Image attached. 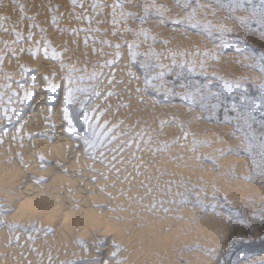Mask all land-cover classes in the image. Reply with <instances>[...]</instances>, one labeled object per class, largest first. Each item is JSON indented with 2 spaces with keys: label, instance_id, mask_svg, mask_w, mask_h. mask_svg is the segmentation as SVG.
<instances>
[{
  "label": "rangeland",
  "instance_id": "374dc122",
  "mask_svg": "<svg viewBox=\"0 0 264 264\" xmlns=\"http://www.w3.org/2000/svg\"><path fill=\"white\" fill-rule=\"evenodd\" d=\"M58 1H61V0H50V1L49 0H25V1L24 0H0V25H2V27H0V35L3 34L2 36H0V58H2L0 59V104H1L0 110H3L5 107H7L8 104H12L13 105L12 109L15 112V115L12 116L13 118L7 117V115H9L8 113H11L10 111L3 113L4 117L0 118V123L2 122V124H0V132H1L2 127L4 130H6L7 128L9 132H13L14 131L13 129H16V126L20 123L19 121L25 119V115H28L29 113L30 115L31 114L35 115L36 111L35 110L33 111V108H31L32 100L28 102L25 100H22L19 102L20 106L17 107L16 104H13L14 103L13 100L16 101V99L12 95L13 87L18 86L20 84L24 85L23 83L25 79L27 77L33 76L32 74L35 72L36 74L33 77H35L37 80L42 81L43 83H46L45 88H47L46 89L47 95L45 98L46 102L39 109L37 116L39 117L40 115L39 113L43 112L39 118L43 117L44 119H46V122H47L46 125L48 126L49 124H51L52 126L51 129L54 128V122L52 121L51 117L57 116L58 118L60 117L59 119H61L64 125H67L70 129H75V132L79 133L81 137H85L86 132H91L92 130L88 127V125L91 123V121L92 122L96 121L94 120L97 118L96 116L97 112L95 111L99 112L100 110V109L97 110L98 108H96V106L94 108H91L94 106L93 104H96L97 107L99 108L100 106H102L106 110L112 109V108H118L120 110L121 109L124 110V111L121 110L122 113L121 111L118 112V114L120 113L119 114L120 116H118L120 117V119L118 120L119 123L117 125L118 128H114L112 132H110L109 136L113 137L116 133L115 130L117 129L122 130L121 128L124 127V123H125L126 124L125 125L126 128L124 127L125 130L124 131L119 130L120 132H118L119 133L118 135L122 138V137L128 136L129 134L130 138L127 137L128 139H126L128 142L133 141V140L135 141L137 137H139V139H136V142H135L136 144L134 143V141L129 142L132 144H128L126 143L127 141L125 140L124 144L121 145L119 148H116L114 151V153L116 152L121 157V159H123V160H120L121 163H124L126 161V163H124L126 164V166H130L131 162L133 161L132 162L133 164L131 166H132V171L134 170V172L131 171L130 177L128 178L126 176L125 180H123V183L130 181L128 185L130 184L129 186H134L135 182H133L132 180H135L138 178H140L141 181L135 183V185L137 184L142 185L144 183L145 185L149 186L152 183H154L155 190L153 194H151L150 192L144 189V191L146 192L143 197L145 196L151 197V200L153 199L155 204L159 203L161 205V202H162V205H164L166 202L165 205H170L172 203L174 206L171 204L170 208H174L173 215L177 217L178 221L181 220V218L183 217L184 220L188 221L189 219V221L192 222L191 227L187 228L188 230L186 233L188 232L189 233L185 234V237L188 236L186 238L187 243L185 242L186 241L185 240L184 241L185 243H182L181 249L178 250L180 253L178 252L176 253V255L177 254L179 255L177 256L174 255L173 257H171L172 261L170 260V258L169 259L166 258L164 262L161 264H169L170 261H171L170 264H175V263L185 264V262L186 264H189V263L190 264L192 263L201 264V262H203L204 264H259L257 263L259 262L257 261V258L258 256H261L264 254V157L260 156V149H259V145L261 143H264V139H260L261 135L264 134V128L261 127V121H264V116L261 115V112H264V92L261 91L262 87H264V72L261 71V69L264 68V60L261 59V57H264V15H262L261 12L258 11V9L261 8V5L259 4V0H252L251 3H249L248 0H235V3H234V0H96L95 3H94L95 0H88V2L87 0H84L86 2L83 4L84 6L82 5L84 1L82 2L81 0H79L81 1L80 2L81 4H79L78 0H74V1L73 0L72 1L62 0L61 2H58ZM26 2H30V3L28 4ZM35 4H37L38 6ZM92 4H94L95 7ZM66 6L68 9H66ZM79 6H82L84 9H86L88 6V8L86 9L87 14H86V11L84 12V9H82ZM45 8L46 9L48 8V11H46ZM21 9L23 11H21ZM43 10L47 13V15ZM62 10L63 12H61ZM101 10H104V12H102ZM40 12L44 13L45 15L44 14L43 15L46 18H44L43 15L41 16ZM64 12H66V14ZM102 13H104L105 16H103ZM106 13H108V17H106L107 16ZM89 15H90V18H89ZM34 16H35V19H34ZM85 16L87 19L85 18ZM101 16L102 18L99 19L101 20V23H103L102 21H105L103 17L106 18V21L104 22V24L108 20V22L105 25V29L107 32L105 31L103 27L102 29L104 30H100L102 25L100 22H98L97 19L98 17H101ZM109 19L112 20L113 23H115L116 25L113 24L112 25L113 27H112L109 23L110 22ZM21 20L25 22V27L24 25L23 26L21 25L23 24V22L20 23ZM38 20H39V23H38ZM96 20H97V23L95 25ZM173 20H180L182 21V23L174 24L172 23ZM66 21L69 22L68 25L66 24L67 23ZM70 22L72 23L70 26L72 25L74 26V28L71 29L74 32L71 31L69 33ZM20 25L23 27L21 28L23 30L18 32L19 30H16V29ZM47 25L50 28L51 32L48 30ZM52 25L54 28H55V25H58L56 26L57 29L56 28L54 29ZM40 26H46V27L42 28ZM122 26L123 28H121ZM124 27L126 30L124 29ZM58 28L61 33L59 32ZM18 29H20V27H18ZM45 29L48 31L46 32ZM112 29H113V32H112ZM56 30L58 33L56 32ZM120 30L122 31L119 32ZM62 34L65 40L67 38L69 39V40L68 39L66 40L67 43L65 42V40H63ZM50 35L52 36V38ZM76 35H77V38L74 37ZM87 35H89L90 37L87 38ZM117 35L119 36L116 39H114ZM35 36L36 37L39 36L40 38L38 37L39 38L38 39ZM111 36L112 37L114 36L113 40ZM189 36H191L192 38L191 37L189 38ZM6 37L8 38V40L6 39ZM59 38H61L60 39L61 42L59 41ZM72 38H73V41H72ZM105 38H107V40L110 39L108 40L109 42ZM74 40L76 41L77 44L79 43L78 44L79 47L76 45L78 48L74 46L75 44ZM19 43L20 45L23 44L26 47L22 48L23 49L22 50L18 46ZM65 43L68 44L69 47H67ZM88 43H89V46H88ZM1 44L3 46H1ZM91 44H93L92 46H95V47L91 48ZM70 45H71V50H70ZM98 45L101 46V48ZM107 45L109 46L107 47ZM129 45H132L131 52L129 51V47H128ZM80 46H81V50L79 51ZM83 46L88 48L89 51L88 50L83 51L84 49V48L82 49ZM109 47H111V51H109L110 49ZM60 48H61V51H60L61 53L58 52ZM63 48H65V50ZM76 48L79 52H77ZM17 49H21L22 51L21 50L17 51ZM24 49L25 50L27 49V50L24 51ZM52 50L55 52L53 53ZM116 50H118V53H116L117 52ZM175 50H176V53H172V52H175ZM23 51H24V56L26 60L28 61L31 60V63L30 61L28 62L30 64H28L27 61H25L23 57ZM47 51L50 53L52 52V53L50 54ZM56 51H57V54L60 53L58 54L59 55L58 57L61 58V60H59V58H56L57 57ZM66 51L70 53L67 54ZM108 51L110 53H108ZM182 52L184 55L182 54ZM15 53H19L20 55H17ZM30 53H34L35 55H32ZM86 53H88L89 57L87 55L85 56ZM99 54L103 55V56L101 55L103 59V60L101 59L102 62L100 61L101 57L99 56ZM77 55L81 56V58H79V56L77 57ZM178 55H180L179 58H178ZM87 58L89 61L87 60ZM19 59H21V63L23 65L19 64L18 62L20 61ZM63 59L65 60L63 61ZM70 59L72 62H69ZM45 60L48 63L50 62L51 64H55L52 66L54 67L56 72L51 67V65L49 66L50 68L45 67L47 66L45 65L46 64ZM120 60L121 61L124 60L125 62V65L123 68H122L123 65H121L123 63ZM32 61H38L36 62L38 64H33ZM109 61H111L112 63L109 64L108 63ZM86 62L88 63L89 66L86 65L87 64ZM3 63L6 64L8 67L4 65ZM40 63L43 66L44 73H42L43 70L41 72L39 71L40 66H41ZM73 63H75L76 65ZM2 64L4 65V67L5 66L7 67V69L5 68L7 71L4 69V67H2L3 66ZM83 64L86 66H84ZM100 65H103V67H100ZM120 65L121 67L119 70L118 67ZM56 66L58 67V70ZM66 66H68V68ZM59 67L61 69H64V71L61 70ZM73 67H76V69H74ZM84 67H86V69ZM116 67H117L116 71L115 70L113 71L111 69V68L115 69ZM189 68L193 69V71L189 72ZM51 69H53L52 72H51ZM125 69L128 71V73L131 72V74H134V75H131V77L127 76L128 73L126 75L127 71H125ZM118 70L119 71L122 70V72H119ZM60 71H62L63 75L61 74ZM37 72L44 74V76ZM53 72L54 74H52ZM117 72L123 75L125 73V76L129 78V83H131L130 85L134 84L132 88L134 89H136V87L137 89L139 88V91H137L136 89V91L139 94L142 93L141 95L144 97L149 96L151 98H154V99L148 98L152 103L151 102L149 103V100H148L147 102L148 105H146L144 109L145 111L139 110V109L138 110L140 112L135 111L137 110V107H134V105H132L134 98L132 96H128L125 93L127 91L125 89L120 88V91H119V88L108 90L109 91L108 93H111L114 90L113 94L111 95V98L108 95L102 96V94L105 93L106 91L105 90L101 91L99 90V88L100 87L103 88L104 86L105 88L103 89H107L113 83L114 85H116L114 81H115V74ZM56 74H59V75L56 76ZM70 74H71V79L75 81V83L72 84L71 86H69V84L67 83L68 81L66 79L67 77H69ZM92 75L96 76L95 80L92 79L91 77ZM61 76L62 78L65 77V79H62ZM77 76L78 78L76 79ZM23 77H26V78L24 79ZM42 77H43V80H42ZM52 77H55V78H52ZM80 77H84V80L87 77L88 79L87 78L86 79L89 82H87L86 80L85 81L86 83L85 82L83 84L79 83ZM101 78L104 80H102ZM51 79H53V81ZM22 80L23 82H21ZM109 80H112L113 83L108 84L107 82ZM101 81H103V83ZM63 82L65 84H62ZM91 83L92 85H90ZM226 84H232L234 85V87H232L231 90H227L225 88ZM52 85H55V87L52 88L53 87ZM205 85H207V87H205ZM236 85H238V87H235ZM28 86H30V84L29 85L26 84L25 86L27 90H29L28 88H31V86L30 87ZM66 86L70 88L69 90H73V91L79 88L89 89V92L87 95L76 92L73 103L67 106V111L69 113V118L71 120V126H69V124H67V122L63 118L64 117L63 113L65 110L64 93H65ZM49 87L52 88L51 91H50L51 88L49 89ZM31 90L32 88L30 89V91ZM53 90H57V91H53ZM115 90L119 92H116ZM98 91H99V94H97ZM55 94H57V97H55L56 100L49 103L48 99L53 98V95ZM115 95H117L121 101H119L118 97L116 98L117 100L116 101ZM113 96H114V99H113ZM104 97H105V100L102 101L101 98H104ZM130 97L133 99H131ZM188 97L191 98V101H192L191 103H189ZM106 98L111 101H108V103L110 102L109 104L106 103L107 105L106 104L104 105V101L107 102ZM202 98L204 99L202 100ZM98 99H100L101 101L98 102L97 104L96 102ZM60 100H62V104L59 105ZM114 100L117 103H114ZM24 102L25 103L27 102V104L24 105L23 104ZM81 102H83V107H84L83 111H81ZM111 102L113 103V106H110L112 105ZM100 103L101 105L99 106ZM149 104L151 105L153 104V106ZM213 105H216L215 109L213 108ZM106 106L108 108H106ZM154 107H156L155 110H153ZM19 108L22 111H19ZM173 108L174 109L176 108V109L174 110ZM90 110L91 112L94 111L96 115H94L95 114L94 112H93L94 114L89 113ZM61 111H63V113ZM47 112H48V115H47ZM151 112L153 113L152 115H151ZM138 113L140 114L144 113V115L141 114L144 118ZM134 115H137V117L139 116L140 118L138 117L139 118L138 119L136 116L133 117ZM148 115H149V118H147ZM91 116H94V117L90 119ZM161 116H164L165 119L164 117L161 118ZM154 117H157V118H154ZM111 118H112L111 121L113 120L115 121V116L112 117L111 115L110 119ZM130 119H133V121ZM159 119L160 120L162 119L161 120L162 122H159L160 121ZM142 120L144 122H142ZM154 120H156L155 122L157 123H155ZM176 120L177 122H175ZM163 121H164V124H163ZM97 122H100L98 121V118H97ZM14 123L17 125H14ZM93 123L94 125L96 124L95 131L97 132V128H98L97 126L99 124H97L96 122H93ZM120 123L123 126H121ZM148 123L150 124L147 126ZM165 123L167 125H165ZM199 123H202L204 126ZM205 123H207L208 126L205 125ZM246 123L250 125V127H246L245 126ZM119 125L121 128L119 127ZM151 125L154 127H150ZM191 125L192 126L196 125L197 127L195 126V128L194 127L192 128ZM199 125H202L204 129L202 128V126L199 127ZM171 126H173L172 129L170 128ZM209 126L211 128L215 126L214 127L215 130L212 131L213 128L211 130L205 129V128H209ZM139 127L141 129H139ZM188 127L191 129H188ZM156 128L158 130L157 133L156 131H154V129L156 130ZM164 128H166L167 131ZM168 129H171L170 130L171 132ZM183 129L185 130V132L183 131ZM142 130H143V133H141ZM161 130L163 132H160ZM193 130L196 132L192 133ZM209 130H210V133H209ZM197 131L200 133L197 134ZM133 132L135 134H133ZM159 132L161 136L158 135ZM164 132L165 133L168 132L166 134V136L168 135L167 137L164 136L165 135ZM139 133H141L142 136H140ZM152 133H154L153 134L154 136L152 135ZM209 134H211L212 136L211 135L209 136ZM150 135H152V137H150ZM169 135L171 136L169 137ZM182 135H185L186 138L182 139L181 138ZM199 135H201L202 137H198ZM213 136L216 138H214ZM245 136H248V140H245ZM143 137H146V138L144 139ZM157 137L159 138V140ZM163 137H166V141H164ZM252 137H256V139H252ZM210 138L212 139L211 140L212 142H210ZM37 139L38 141H41V143L38 142V144H35L34 146H32L33 148H31V150L33 152L31 151L32 152L30 155L31 158L30 156L26 158L24 155H22V151L20 150V147L18 144L14 146L12 150L15 156L13 157V161L19 159L18 162L15 161L17 163V167H19V170L21 171V172L19 171L20 172L19 174H16L17 173L15 172L16 170L14 171L12 170L11 174H10V171L8 172V170H10L11 168L16 169V163L12 167V165L9 164L8 158H5V160L7 161L6 165L9 164L11 167L7 165V167L4 170L0 169V179H1L0 180L1 181L0 182V188H1L0 189V205L2 206L4 205L7 207L5 210H3L2 206H0V219H1L0 220V233L1 234L3 233L2 238L4 237L3 239L2 238L0 239L4 240L3 242L7 241V244L11 246V248L13 247L11 250L12 253L10 254L12 256L16 254L15 256L17 257V259L20 258V255H21L19 252L20 249L18 248L19 241H21V243L24 246L27 244L33 245L37 243L36 241L37 239L35 236V233L37 231H46L49 233V235L51 234L52 236H54L53 239L56 238L54 234H56V231H57V230L55 231V229H57V220L52 221V219H44V217H42L43 216L42 214L45 212L46 208L44 209V208H41L39 205L35 206L36 204H34V206L36 207V210L33 212H29L28 207L26 206L24 208V210L26 211L24 212L23 210L21 212L22 215L20 213L18 214L16 213V217H15V211L17 210L19 203L23 199V195L21 191H18L21 189L20 187L18 188V190L17 189L14 190L17 192L15 193L14 198L11 199L12 201L8 205L4 204L7 195L11 191L9 189H11V187L15 185V183L20 181L21 178H22V186L24 185L26 180L33 181L35 187L37 184V186L40 188H43L45 185H47V183L50 182L49 180L51 178L52 171H50L49 168L51 167L53 168V163H52L53 159L50 158L51 154H50L49 147L53 143H56L58 139H57V136L54 134H52V136H50L49 138L39 137ZM68 139L72 140V138H68ZM96 140L98 143L99 139L96 138ZM115 140L116 138L112 139L113 142ZM155 140L158 143H156ZM180 140L183 143L180 142ZM194 140L196 142V145H195ZM213 140L215 141L213 142ZM73 142L75 143L74 149L76 151H78L79 149L85 151V144H84L83 139L73 140ZM152 142H153V145H155V148L152 145ZM163 143L164 145L166 143L168 145L170 144L169 146H167V144L163 146L164 151L162 149ZM178 143L180 144L179 146H178ZM187 143L189 144V147ZM43 144H45L46 147H44ZM158 144L161 145V147ZM192 144L195 146H192ZM97 145L98 146L96 148L99 147L101 149L104 143L102 144L98 143ZM185 145H186V148H185ZM249 145H251V155L248 154ZM133 148H136V149H133ZM1 151H4V150H0V152ZM36 151H39L40 153L39 152L37 153ZM205 151H206V154H205ZM192 154L193 155L195 154V155L193 156ZM153 155H155L154 158L155 157L158 158L160 156L159 157L160 159L158 158V160H156L157 159L156 158L155 160H153L154 159ZM40 156L43 159H41ZM52 156L58 158L57 156H59V154L55 153ZM87 156L89 155H86L85 157ZM214 156L215 157L218 156V158H215ZM125 157L127 158L129 157V159ZM133 157L135 160L133 159ZM207 158L208 159L210 158L211 161L208 160ZM212 158H213V161H215L216 163L212 161ZM225 158L228 160H226ZM161 159L162 161H160ZM139 160H140V164L138 165L139 166L138 168H140V170L138 172V169L136 168L137 165L135 164H138ZM58 161L62 163L60 159ZM135 161L138 163H135ZM217 161H219L221 164L219 165ZM227 161L228 162L230 161V163H228ZM30 162L33 164V170H29L30 169L29 166L26 167ZM158 162H162V163H158ZM224 162L227 164H225ZM121 163L119 165H121ZM150 163L152 165H150ZM153 163H156L157 167ZM21 164H23L24 166ZM142 164H144V166H142ZM224 164L227 166H225ZM73 165L76 166L79 164H73ZM140 166L143 168H141ZM207 166H210L208 167L210 169H206ZM90 167H91L90 165H88V167L83 165V168H85L84 170H88V172L90 171ZM27 170L29 171V173ZM33 171L34 172L37 171V172L33 173ZM135 171H137L138 174ZM154 171L156 175L158 176L155 175ZM220 171H223V172H220ZM151 172H152V175H151ZM41 173L46 174V175L43 176ZM2 174L3 175L5 174V175L3 176ZM6 174L8 175L6 176ZM61 174H63L62 176L66 175L64 172ZM139 174L141 176L143 175V178ZM10 176H12V180L14 179L15 182L14 181L12 183L10 182L12 181L10 179L11 178ZM23 176L25 179L23 178ZM90 176L91 177L87 179L86 184L89 185L91 183V186L93 185L92 190L95 188L96 189L100 188L99 192H101L103 191V188L106 189L108 187L109 188L115 187L113 186L114 184L113 182L112 183L110 182L111 183L110 185L108 180H104L101 178L99 179L94 178L92 174ZM187 176H190V177H187ZM126 178H128L127 181H126ZM166 178H167V181H166ZM36 180H39V181H36ZM95 180L97 183L95 182ZM102 181L104 182L106 181L104 186L102 185ZM156 181L158 184L156 183ZM131 182H132V185H131ZM2 183H3V187H1ZM4 183L7 185H5ZM86 184L83 182V185H86ZM83 185L81 188H84ZM162 185H164V187ZM224 187H226V189H221ZM90 189L87 187L85 191L87 190V192H89ZM220 189L226 192V194H228L227 191L229 189V192H230L229 194H232V196L230 195L231 198L233 197V199L239 200L237 201L238 203L232 204L231 201L226 199L227 197L223 195L222 193L223 191H221ZM39 194L40 196H38ZM39 194L36 195L34 199L32 198L33 197L32 196L30 198L32 199L31 202L34 200L35 203H38L40 199L41 201L45 200L44 197L42 196L43 194L42 195L41 193ZM200 194H203V195L201 196ZM101 195L106 196L105 191L102 192ZM95 200L96 198H94V201ZM168 200H170V202ZM94 201L93 203L91 202V204H93L92 205L93 210L94 209L96 210L98 208L100 210H106L105 206H101L102 202L99 201V199H97L98 202L95 201L94 203ZM100 202L101 204H97ZM58 206L59 205L57 206L55 205L54 207H58ZM177 207H179L180 210ZM38 208L41 211V213H38L40 212ZM181 210H183V213ZM179 211H181V213H179ZM26 212H29V213H26ZM73 212L76 213L78 212V210H74ZM78 214L81 217L82 213L78 212ZM182 214H184V216ZM12 215L14 216V219L12 218L13 217ZM101 215H102L101 213H98L99 217H102ZM187 215L189 217L188 219H186ZM1 217H6L7 220ZM58 218L61 219V217H58ZM198 220L201 222L199 223ZM204 220H206V222H204ZM79 221H82V220H79ZM79 221L75 223V225H73L75 233L77 232L76 234L72 230L73 227L69 228L70 230L67 229L66 233L64 232L65 234L68 233L66 235V239L70 237L67 239V241H69V243L71 244L78 245V242L84 243L86 241L85 240L86 238H84L86 237L85 236L86 234L82 235L83 233L82 230H85V228L88 229V226L85 224L87 226L86 227L82 223L85 227L83 225L81 227V222ZM100 223L102 224V226L99 227V225H101ZM100 223L98 225L95 224V226H90L91 229L90 228L88 230L86 229V231H89V230L92 231V232L89 231L88 233L90 234L88 233L87 234L91 236L94 235V237L96 236L95 242L99 243V246H101L102 248L104 244H102L103 243L102 241H99L101 239L97 237V234H99L100 236L104 235L102 232L105 233L104 231L105 225L102 220L100 221ZM197 223L201 225L198 224L199 226L197 227L196 226ZM215 223H218V226ZM19 225L21 227H19ZM88 225H91V224H88ZM194 225L196 227H194ZM212 225H214L213 229L211 228ZM200 226H203V227L201 228ZM221 226L222 227L224 226L225 228H227V230L225 228H222ZM95 227L96 228L98 227L97 231L95 230L96 229ZM199 227L201 228L200 231H198ZM214 227L215 228L217 227L218 229L215 230ZM193 228H194V231H193ZM196 228L198 230H196ZM203 228L204 230L205 229L206 230L201 232ZM71 230L73 231V233ZM211 230L212 232H215V233L217 231L216 234L217 235L219 234L218 235L219 239L217 238L218 236H216V239L218 241L213 240L215 239L214 237L216 235L214 233H213L214 235L212 237L213 238L212 240L206 239L209 234H211L212 236V233H210ZM190 231H192L191 234H190ZM202 233H204L205 237L202 236ZM194 235H197L198 238H196ZM105 237H107V234H105ZM58 238L60 237L57 236V240L56 239L53 240L52 243H56L59 240ZM190 240H191V246L189 245ZM200 240H202V243ZM193 241L194 243H192ZM0 242L2 241L0 240ZM31 242L32 243L34 242V243L32 244ZM208 242L210 243L211 246L214 245L215 243L217 245L215 244L214 245L215 247L212 246L211 248L214 247L212 250L210 248V245L209 246L206 245V244H209ZM186 244H188L189 246ZM203 245H205L204 246L205 248H203ZM197 248L199 249V251ZM200 248H203V250ZM201 250H202V253L200 252ZM210 250H212V252ZM197 251L199 253L198 254L199 256L196 255ZM204 252H207V253H204ZM185 253H187L186 255H189V257L185 256L184 255ZM207 254L209 255L207 256ZM182 255L184 256L182 257ZM66 256H65L66 258L63 256V258H65L66 260L64 261V259L62 258L61 260L62 264H69L74 258L73 256H70L69 254H67ZM175 257H178V258H175ZM198 257L200 258V260L198 259ZM207 257H208V260H207ZM3 258L10 259L11 256L8 257L6 256V254L0 253V259H3ZM33 258H32L33 261L36 262L34 264H37L38 257H37V261L35 257ZM204 260L206 262H204ZM12 261L13 260H11L10 262L13 264ZM10 262L9 264H11Z\"/></svg>",
  "mask_w": 264,
  "mask_h": 264
},
{
  "label": "bare ground",
  "instance_id": "6f19581e",
  "mask_svg": "<svg viewBox=\"0 0 264 264\" xmlns=\"http://www.w3.org/2000/svg\"><path fill=\"white\" fill-rule=\"evenodd\" d=\"M25 1V0H24ZM50 1V0H49ZM62 1V0H61ZM61 1H58V2H61ZM72 1V0H71ZM74 1V0H73ZM79 1V0H78ZM82 2L84 1V0H81ZM81 1H79V4H81L80 2ZM23 2V1H22ZM57 2V1H56ZM87 2H88V0H87ZM96 2V0L94 1V3ZM98 2V1H97ZM100 2V1H99ZM25 3V2H24ZM26 3H30V2H26ZM46 3V2H45ZM84 3H86L85 1L82 3V5L84 4ZM93 3V2H92ZM47 4V3H46ZM67 4V3H66ZM79 4H77V5H79ZM90 4V3H89ZM27 5V4H26ZM30 5H32V4H30ZM35 5H37V4H35ZM65 5V4H64ZM87 5H88V3H87ZM93 6H94V4H92ZM38 6V5H37ZM40 6V5H39ZM48 6V5H47ZM46 6V7H47ZM84 6V5H83ZM31 7V6H30ZM78 7V6H77ZM79 7H81L82 9H84L82 6H79ZM95 7V6H94ZM93 7V8H94ZM32 8H33V6H32ZM31 8V9H32ZM86 8V7H85ZM87 8H88V6H87ZM86 8V9H87ZM102 8H104V7H102ZM46 9V8H45ZM66 9H68L67 8V6H66ZM65 9V10H66ZM86 9H84V12L86 11ZM96 9V8H95ZM94 9V10H95ZM106 9V8H105ZM104 9V10H105ZM50 10V9H49ZM64 10V11H65ZM89 10V9H88ZM98 10V9H97ZM104 10H101L102 12H104ZM42 11V10H41ZM44 11V10H43ZM46 11H48V8L46 9ZM51 11V10H50ZM50 11H49V13H50ZM53 11V10H52ZM67 11V10H66ZM90 11V10H89ZM96 11V10H95ZM106 11V10H105ZM45 12V11H44ZM61 12H63V10L61 11ZM93 12V11H92ZM13 13H14V11H13ZM41 13V16L44 14V13H42V12H40ZM46 13V12H45ZM65 14H66V12H64ZM86 14H87V11H86ZM89 14V13H88ZM91 14H93V13H91ZM90 14V15H91ZM103 14V16H105L104 15V13H102ZM107 14V16L106 17H108V13H106ZM45 15V14H44ZM43 15V16H44ZM46 15H47V13H46ZM60 15H62V14H60ZM90 15H89V18H90ZM97 15V14H96ZM36 16V15H35ZM35 16H34V19H35ZM87 16V15H86ZM86 16H85V18H86ZM38 17H39V15H38ZM88 17V16H87ZM44 18H46L45 16H44ZM91 18H92V16H91ZM96 18V17H95ZM100 18H102V16L101 17H98V22H100L101 23V20H99ZM104 19H105V21H106V18L105 17H103ZM43 19V18H42ZM87 19V18H86ZM104 19H102V20H104ZM39 20H41V19H39ZM39 20H38V23H39ZM44 20V19H43ZM46 20V19H45ZM67 20H69V19H67ZM97 20L95 21V25H96V23H97ZM36 21V20H35ZM47 21V20H46ZM71 21V20H70ZM105 21H102L103 23H101V29L100 30H104L105 29V25H106V23L108 22V20H107V22L104 24V22ZM109 23H110V25L112 26L113 24H115V23H113V21L112 20H110L109 19ZM112 21V22H111ZM21 22H23V24H21L22 26L24 25V27H25V22L24 21H20V23ZM37 22V21H36ZM45 22V21H44ZM51 22V21H50ZM67 22V21H66ZM19 23V22H18ZM43 23V22H42ZM68 23L69 22H67L66 24L68 25ZM26 24H27V22H26ZM41 24V23H40ZM72 23L70 22V24H69V26L71 25ZM104 24V25H103ZM18 26V27H20V29H18V27H17V29L16 30H19L18 32H20L21 30H23V29H21V28H23L22 26ZM29 25V24H28ZM30 25H31V23H30ZM39 25V24H38ZM46 25V24H45ZM59 25V24H58ZM58 25H55V28H56V26H58ZM100 25V24H99ZM116 25V24H115ZM40 27H46V26H40ZM52 27H53V25H52ZM51 27V28H52ZM72 27V28H71ZM102 27L104 28V29H102ZM113 27V26H112ZM116 27V26H115ZM47 28H48V30L50 31V28L48 27V25H47ZM54 28V27H53ZM54 28V29H55ZM61 28V27H60ZM74 28V26L72 25V26H70V31H69V33L72 31V32H74L73 30H71V29H73ZM121 28H123V26L121 27ZM57 29V28H56ZM119 29V28H118ZM124 29H125V27H124ZM46 30V29H45ZM48 30H46V32L48 31ZM58 30H59V28H58ZM116 30V29H115ZM114 30V31H115ZM126 30V29H125ZM53 31V30H52ZM105 31H106V29H105ZM122 30H120L119 32H121ZM24 32V31H23ZM51 32V31H50ZM56 32H57V30H56ZM59 32H60V30H59ZM64 32V31H63ZM107 32V31H106ZM106 32H105V34H106ZM112 32H113V29H112ZM157 32V31H156ZM49 33V32H48ZM58 33V32H57ZM61 33V32H60ZM59 33V34H60ZM153 33H155V32H153ZM47 34V33H46ZM54 34V33H53ZM108 34H109V32H108ZM3 35V34H2ZM2 35H0V36H2ZM57 35V34H56ZM61 35V34H60ZM69 35V34H68ZM112 35V34H111ZM51 36V35H50ZM49 36V37H50ZM55 36V35H54ZM67 36V35H66ZM106 36V35H105ZM119 35H117L114 39H116L117 37H118ZM154 36H155V34H154ZM36 37V36H35ZM39 36H37L36 38H38ZM60 37V36H59ZM62 37H63V34H62ZM61 37V38H62ZM74 37H76L77 38V35L76 36H74ZM73 37V38H74ZM90 36L89 35H87V38H89ZM99 37V36H98ZM107 37V36H106ZM112 37V36H111ZM114 37V36H113ZM113 37H112V40H113ZM191 36H189V38H190ZM3 38V37H2ZM40 38V37H39ZM38 38V39H39ZM51 38H52V36H51ZM61 38H59V41H60V39ZM66 38V37H65ZM73 38H72V41H73ZM100 38V37H99ZM132 38H134V37H132ZM192 38V37H191ZM6 39L8 40V38L6 37ZM68 39V38H67ZM66 39V40H67ZM71 39V38H70ZM106 40H107V38H105ZM130 39V38H129ZM63 40H65L64 39V37H63ZM65 40V42L67 43V41ZM69 40V39H68ZM76 40V39H75ZM74 40V46H78L79 47V43L77 44L76 43V41ZM103 40V39H102ZM108 40H110V39H108ZM107 40V41H108ZM49 41H50V39H49ZM107 41H106V43H107ZM116 41V40H115ZM114 41V42H115ZM8 42V41H7ZM22 42V41H21ZM24 42V41H23ZM61 42V41H60ZM63 42V41H62ZM69 42H71V41H69ZM69 42H68V44H69ZM90 42V41H89ZM103 42V41H102ZM109 42V41H108ZM65 43V44H66ZM99 43H101V42H99ZM68 44H66L67 45V47H69V45ZM21 45H22V47H21ZM20 45V43H19V47L22 49V48H24V47H26L25 45H23V44H21ZM93 44H91V48H93V47H95V46H92ZM1 46H3L2 44H1ZM17 46V47H18ZM76 46V47H77ZM88 46H89V43H88ZM99 46V45H98ZM109 45H107V47H108ZM66 47V48H67ZM77 47V48H78ZM97 47V46H96ZM100 48H101V46H99ZM178 47V46H177ZM74 48V47H73ZM77 48H76V50H77ZM84 48V49H83ZM90 48V47H89ZM103 48V47H102ZM110 49H109V51H111V47H109ZM115 48V47H114ZM21 49H17V51L18 50H21ZM56 49V48H55ZM64 50H65V48H63ZM62 49V50H63ZM82 49H83V51H87L88 50V48H86L85 46H83L82 47ZM97 49V48H96ZM107 49V48H106ZM105 49V50H106ZM23 50V49H22ZM21 50V51H22ZM27 50V49H26ZM25 49H24V51H26ZM70 50H71V45H70ZM75 50V49H74ZM81 50V46H80V48H79V51ZM178 50V49H177ZM183 50V49H182ZM16 51V50H15ZM24 51H23V57H24V59H25V61H27V63L30 61V63H31V60H26V58H25V56H24ZM50 51V50H49ZM53 51V50H52ZM58 51V50H57ZM57 51H56V54H57ZM61 51V48H60V50L58 51V52H60ZM78 50H77V52H79ZM89 51V50H88ZM94 51V50H93ZM99 51V50H98ZM102 51V50H101ZM108 51V53H110ZM117 52L116 53H118V50H116ZM48 52V51H47ZM55 51H53V53H54ZM63 52V51H62ZM67 52V51H66ZM65 52V53H66ZM106 52V51H105ZM20 53V52H19ZM19 53H15V54H17V55H20ZM48 53H50V52H48ZM52 53V52H51ZM50 53V54H51ZM61 53V52H60ZM60 53H58V54H60ZM70 53V52H69ZM68 52H67V54H69ZM89 53V52H88ZM88 53H86L85 54V56L87 55L88 57H89V55H88ZM95 53V52H94ZM94 53H92V54H94ZM97 53V52H96ZM102 53V52H101ZM107 53V54H108ZM172 53H176V50H175V52H172ZM14 54V55H15ZM27 54V53H26ZM25 54V55H26ZM49 54V55H50ZM57 54V57L56 58H59L58 55ZM78 54V53H77ZM178 54H180V53H178ZM182 54H183V52H182ZM181 54V55H182ZM16 55V56H17ZM47 55V54H46ZM48 55V56H49ZM63 55H64V53H63ZM73 55V54H72ZM71 55V56H72ZM74 55H76V54H74ZM91 55V54H90ZM102 54H99V56L101 57L100 58V61L102 62V56H101ZM117 55V54H116ZM120 55V54H119ZM118 55V56H119ZM170 55H171V53H170ZM176 55V54H175ZM184 55V54H183ZM47 56V57H48ZM62 56V55H61ZM70 56V57H71ZM79 55H77V57H78ZM95 56V55H94ZM97 56V55H96ZM104 56H105V54H104ZM173 56V55H172ZM51 57V56H50ZM176 57V56H175ZM180 57V55H178V58ZM4 58V57H3ZM17 58V57H16ZM18 58H20V57H18ZM56 58H54V59H56ZM64 58V57H63ZM79 58H81V56H79ZM22 59V58H21ZM21 59H19L20 61H18L19 62V64H21V65H23L22 63H21ZM23 59V60H24ZM27 59H28V57H27ZM30 59V58H29ZM38 59V58H37ZM41 59H43V58H41ZM45 59V58H44ZM102 59V60H101ZM49 60V59H48ZM59 60H61V58H59ZM65 59H63V61H64ZM68 60H69V58H68ZM87 60H88V58H87ZM2 61H4V60H2ZM50 61V60H49ZM58 61V60H57ZM57 61H56V63H57ZM80 61H82V60H80ZM89 61V60H88ZM121 61V60H120ZM119 61V62H120ZM36 62H38V61H32V63L33 64H38V63H36ZM45 62H46V64L45 65H47V66H45V67H49L50 65H51V67L54 69V67L52 66V65H55V64H51L50 62V64L45 60ZM68 62V61H67ZM69 62H72L71 61V59H70V61ZM123 64H121V65H123L122 66V68L124 67V65H125V62H124V60H122L121 61ZM2 63V62H1ZM30 63H28V64H30ZM42 63V62H41ZM41 63H40V65H41ZM49 65H48V64ZM54 63V62H53ZM58 63H60V62H58ZM81 63V62H80ZM87 63V62H86ZM4 64V63H3ZM2 64V65H3ZM68 64V63H67ZM73 64H75V63H73ZM119 64V63H118ZM118 64H117V66H118ZM4 65H6V64H4ZM4 65L2 66V67H4ZM72 65V64H71ZM76 65V64H75ZM81 65V64H80ZM84 65V64H83ZM86 65H88V63L86 64ZM86 65H84V66H86ZM121 65L118 67V69L120 70V67H121ZM7 66V65H6ZM4 67V69L6 68L7 69V67ZM30 66V65H29ZM78 66V65H77ZM89 66V65H88ZM32 67V66H31ZM57 67V66H56ZM67 68H68V66H66ZM79 67V66H78ZM33 68V67H32ZM50 68V67H49ZM60 68V67H59ZM74 69H76V67H73ZM72 68V69H73ZM85 69H86V67H84ZM88 68V67H87ZM121 68V69H122ZM128 68V67H127ZM126 68V69H127ZM5 69V70H6ZM37 69H38V67H37ZM47 69V68H46ZM53 69H51V72L53 71ZM61 69V68H60ZM81 69H82V67H81ZM85 69H83V70H85ZM91 69V68H90ZM89 69V70H90ZM94 69V68H93ZM92 69V70H93ZM113 71L115 70L116 71V69H117V67L115 68V69H113V68H111ZM125 69V71H127ZM130 69V68H129ZM9 70V69H8ZM35 70V69H34ZM43 70V71H42ZM49 70V69H48ZM55 70V69H54ZM57 70H58V67H57ZM61 70H63L64 71V69H61ZM79 70V69H78ZM88 70V69H87ZM118 70V71H119ZM124 70V69H123ZM7 71V70H6ZM10 71H12V70H10ZM39 71L41 72L42 71V73H44V69H43V66L41 65L40 66V69H39ZM66 71V70H65ZM113 71H112V73H113ZM131 71V70H130ZM40 72H37V73H40ZM55 72H56V70H55ZM59 72V71H58ZM57 72V73H58ZM61 72V74H62V71H60ZM70 72V71H69ZM78 72V71H77ZM76 72V73H77ZM110 72H111V70H110ZM119 72H122V70L121 71H119ZM10 73V72H9ZM17 73V72H16ZM46 73V72H45ZM72 73V72H71ZM81 73H83V72H81ZM91 73V72H90ZM115 73V72H114ZM127 73H128V71L126 72V75H127ZM131 73V72H130ZM36 74V72L35 73H33L32 75L34 76ZM41 74V73H40ZM39 74V75H40ZM52 74H54V72L52 73ZM65 74V73H64ZM80 74V73H79ZM85 74V73H84ZM83 74V75H84ZM86 74H87V72H86ZM92 74V73H91ZM117 74V75H116ZM115 74V84L116 85H114V83L111 85V86H109L107 89H103V88H105L104 86H103V88H101L100 86V88H99V90H101V91H106L105 93H101L102 94V96H107L108 95V90H110V89H118L119 88V91H120V88L121 89H125V90H127L125 93L128 95V96H132L133 98H134V101L132 102L133 104L132 105H134V107H137V110H135L136 112H140L139 110H144L145 109V107H146V105H148L147 104V102H148V98H151V97H149V96H147V97H144V96H142L141 94L142 93H138L137 91H136V89H137V87H136V89H134V88H132V86H134V84L133 85H130L131 83H129V78H127L126 76H125V73H124V75L123 74H119L118 72ZM12 75V74H11ZM41 75H43L44 76V74H41ZM50 75H51V73H50ZM59 74H56V76H58ZM63 75V74H62ZM74 75H76V74H74ZM131 75H134V74H131ZM14 76V75H13ZM16 76V75H15ZM18 76V75H17ZM33 76H31V77H23L24 79H25V81H24V85H22V84H20V85H18V86H15V87H13V90H12V93H15V95H14V98L16 99V101H14L13 100V104H16V106L17 107H19L20 105V101H22V100H25V101H30V100H32V103H31V108H33V111L35 110L36 112H35V115H33V114H31L30 115V113L28 114V115H25V119L24 120H21V121H19L20 123L17 125V124H15L14 123V125H17L16 126V129H13L12 131L13 132H9L8 130H7V128H6V130H4L3 129V127H2V129H1V132H0V150H4V151H1L0 152V169H5L6 167H7V165H12V167L15 165V163L16 162H18V160L19 159H17V160H15V161H13V157H15L14 156V153L12 152V150H13V148H14V146L15 145H19V147H20V150L22 151V155H24L26 158L28 157V156H30L31 155V153L33 152L32 150H31V148H33L32 146H34L35 144H38V142H40L41 143V141H38V139L37 138H39V137H47V138H49L50 136H52V134H54V135H56L57 136V139H58V141L56 142V143H53L50 147H49V150H50V154H51V159H53L52 161V163H53V168L51 167V168H49V170L50 171H52V175H51V178H50V182L49 183H47V185H45L43 188H40V187H38L37 186V184H36V187H38V188H36L35 187V185H34V182L33 181H27L26 180V182L24 183V185L22 186V178L20 179V181H16L17 183H15V185H13L12 187H11V189H9V190H11L10 192H9V194L7 195V197H6V199H5V203L4 204H6V205H8L12 200L11 199H13L14 198V195H15V193L17 192V191H14V190H18V188L20 187L21 189L20 190H18V191H21V193H22V195H23V199H22V201L19 203V205H18V207H17V210L15 211V217H16V213L18 214V213H20L21 214V212L24 210V208L27 206L28 207V211L29 212H33V211H35L36 210V207L35 206H37V205H39L41 208H46L45 209V212L41 215L42 217H44V219H52V221H54V220H57V229H55V231H56V234H54L55 236H56V240H57V236H59L60 238H58L59 240L56 242V243H52V241L53 240H55V239H53V237L54 236H52L51 234L49 235V233L48 232H46V231H37L36 233H35V236H36V241H37V243H35V244H33L32 242V244L33 245H23L22 243H21V241H19V243H18V248L20 249V258H18L17 259V257L15 256V255H11L10 253H12V248H11V246H9L8 244H7V241L6 242H3L4 240H2L3 238H2V234L0 233V238H2V239H0L2 242H0V253H3V254H6V256H8V257H10L11 256V258L9 259H6V258H3V259H0V264H9V262L11 261V260H13L12 262H13V264H34V263H36L35 261H33V257H35L36 258V261H37V257H38V262H37V264H62L61 262V260H62V258H63V256L65 257L67 254H69L70 256H73L74 258H73V260L71 261V263H69V264H116V261L117 260H119V261H121L122 262V264H161V263H163L164 262V260L167 258V259H169L170 258V260H171V257H173L174 255L175 256H177V255H179V254H177L176 255V253L178 252V253H180L178 250L179 249H181V246H182V243H187V240H186V238L188 237L187 235V237H185V234H188V233H186L187 232V228H189V227H191V224H192V222L191 221H189V217H188V215H187V218L186 219H188V221H186V220H184V218L182 217L181 218V220H179L178 221V219H177V217H175V215H173V209L174 208H170V205L172 204H170V205H165L166 204V202H165V204L164 205H162V202H161V205L158 203H154V200L152 201L151 200V197H148V196H145V197H143L144 195H145V192L146 191H148V192H150L151 194H153V192H154V190H155V188H154V183H152L151 185H145L144 183L141 185H139V184H137V185H135V183H137V182H139V181H141V179L140 178H138V179H135V180H132V179H130V180H132L133 182H135L134 183V186H129L128 185V183L130 182V181H127V179L130 177V172L132 171V162H131V165L130 166H126V164H124V163H126V161L124 162V161H122V162H124V163H121V161L120 160H123V159H121V157L116 153H114V151H115V149L116 148H119L121 145H123L124 144V141L126 140V139H128L127 137H129L130 135L128 134V136H126V137H120L118 134V132H120V131H124L125 130V123H124V127H120V125H119V127L122 129V130H115L116 131V133H115V135L113 136V137H110L109 136V134H110V132H112V130L114 129V128H118L117 127V125H118V120L120 119V117H118V116H120L119 114H118V112H120L121 110L120 109H118V108H112V109H104L102 106H100L101 105V103L99 104V106H100V108L99 107H97V105L96 104H93L92 106L93 107H91V108H94L95 106H96V108H98L97 110H99V112L98 111H95V112H97V115H96V113L94 112V111H92L91 112V110H93V109H91L90 111H89V113H92V114H94V115H96L97 116V118H98V121H100V122H97V118H96V116H95V118L96 119H94V120H96V121H93V122H96L97 124H99L97 127V132L100 134L99 135V137H98V139H99V141H98V143L100 144L101 143V141H103L102 143H104V145L102 146V148L100 149L99 147L98 148H96V149H89V151L86 153L85 151H83V150H81V149H79L78 151H76L75 149H74V147H75V143L73 142V140H78L76 137H81L80 135H79V133H77V132H75V135L73 136V135H70L69 133L72 131V129H70L67 125H64V123L61 121V119H59L57 116H53V117H51L52 118V121L54 122V130L53 129H51V124H49L48 126L46 125L47 124V122H46V119H44L43 117L42 118H39L40 117V115L43 113H39L40 115H39V117L37 116V113L39 112V109L41 108V106L43 105V104H45V98H46V95H47V93H46V89L47 88H45V85H46V83H43L42 81H40V80H37L35 77H33ZM53 76V75H52ZM55 76V77H56ZM67 76V75H66ZM86 76V75H85ZM89 76H90V74H89ZM93 76V75H92ZM91 76V77H92ZM127 76H129V75H127ZM21 77V76H20ZM41 77V76H40ZM46 77V76H45ZM44 77V78H45ZM55 77H52V78H55ZM64 77V76H63ZM129 77H131V76H129ZM22 78V79H23ZM49 78V77H48ZM61 78H62V76H61ZM60 78V79H61ZM72 78H74V77H72ZM78 78V76L76 77V79ZM87 78V77H86ZM85 78V80L84 81H86L87 79ZM90 78V77H89ZM62 79H65V77L64 78H62ZM102 79V78H101ZM132 79V78H131ZM42 80H43V77H42ZM45 80V79H44ZM52 81H53V79H51ZM73 80V79H72ZM79 80V79H78ZM102 80H104V79H102ZM16 81V80H15ZM50 81V80H49ZM55 81V80H54ZM133 81H134V79H133ZM132 81V82H133ZM20 82V81H19ZM21 82H23V80L21 81ZM67 82V81H66ZM87 82H89L88 80H87ZM102 83H103V81H101ZM48 83V82H47ZM68 83V82H67ZM80 83V82H79ZM86 83V82H85ZM93 83V82H92ZM92 83L90 84V85H92ZM105 83V82H104ZM108 83V82H107ZM26 84H30V86H31V88H32V90L30 91V89L31 88H28L29 90H27L26 89ZM49 84V83H48ZM58 84V83H57ZM62 84H65L64 82L62 83ZM88 84V83H87ZM109 84V83H108ZM81 85V84H80ZM104 85H106V84H104ZM30 86H28V87H30ZM48 86V85H47ZM53 86V85H52ZM51 86V87H52ZM69 86H71V85H69ZM83 86V85H82ZM51 87H49V89L51 88ZM57 87V86H56ZM67 87V86H66ZM53 88V87H52ZM52 88L50 89V91L52 90ZM70 89V88H69ZM98 89V88H97ZM139 89V88H138ZM57 90H58V88H57ZM57 90H53V91H57ZM32 93V96L31 97H28L27 96V94L29 93ZM116 91V90H115ZM119 91H116V92H119ZM122 91V90H121ZM47 92H49V91H47ZM113 92H114V90H113ZM113 92H111L112 94H113ZM124 92V91H123ZM52 93V92H51ZM54 93V92H53ZM11 94V93H10ZM9 94V95H10ZM50 94V93H49ZM61 94V93H60ZM97 94H99V91L97 92ZM104 94H106V95H104ZM122 94V93H121ZM36 97H35V96ZM118 95V94H117ZM117 95H115L116 97H115V100H116V98L118 97ZM35 98H34V97ZM109 96V95H108ZM120 96V95H119ZM123 96V95H122ZM127 96V97H128ZM20 97V98H19ZM55 97H57V94H55V95H53V98H50V99H48L49 101L51 100V102L52 101H55L56 99H55ZM59 97V96H58ZM124 97V96H123ZM32 98V99H31ZM100 98V97H99ZM110 98H111V96H110ZM131 98V97H130ZM133 98H131V99H133ZM113 99H114V96H113ZM112 99V100H113ZM118 99H119V97H118ZM123 99V98H122ZM130 99V100H131ZM151 99H154V98H151ZM12 100V99H11ZM101 100L103 101V100H105V97L104 98H101ZM100 99H98L97 100V104H98V102H100L101 101ZM106 100H107V102H105L104 101V105L106 104V103H108V101H111V100H108L107 98H106ZM114 100V103H117L116 101ZM9 101V100H8ZM119 101H121L120 99H119ZM2 102V101H1ZM10 102V101H9ZM27 102L25 103H23L24 105L25 104H27ZM58 102V101H57ZM151 101L149 100V103H150ZM3 103V102H2ZM5 103V102H4ZM22 103V102H21ZM54 103V102H53ZM103 103V102H102ZM110 103V102H109ZM108 103V104H109ZM123 103V102H122ZM152 103V102H151ZM60 104H62V100H60V102H59V105ZM111 104L112 105H110V106H113V103L111 102ZM1 105V104H0ZM103 105V104H102ZM107 105V104H106ZM116 105V104H115ZM114 105V106H115ZM131 105V106H132ZM149 105H151V104H149ZM28 106V105H27ZM119 106V105H118ZM151 106H153V104L151 105ZM155 106V105H154ZM12 107H13V105L12 104H8L7 105V107H5L3 110H0V118H2V117H4V115H3V113L4 112H7V111H10L11 113H8L9 115H7V117L8 118H13L12 116L13 115H15V112H14V110L12 109ZM116 107V106H115ZM123 107V106H122ZM149 107V106H148ZM0 108H1V106H0ZM50 108V107H49ZM65 108V107H64ZM106 108H108L107 106H106ZM153 108V107H152ZM179 108V107H178ZM18 109V108H17ZM139 109V110H138ZM148 109V108H147ZM156 109V107H154V109L153 110H155ZM174 109V108H173ZM176 109V108H175ZM174 109V110H175ZM31 110V109H30ZM60 110H61V108H60ZM95 110V109H94ZM105 110V111H104ZM178 110V109H177ZM19 111H22V110H20V108H19ZM122 111H124V110H122ZM122 111H121V113H122ZM145 111V110H144ZM143 111V112H144ZM147 111V110H146ZM160 111V110H159ZM179 111H181V110H179ZM51 112V111H50ZM62 113H63V111H61ZM94 112V113H93ZM135 112V113H136ZM150 112V111H149ZM153 112H155V111H153ZM145 113V112H144ZM144 113H141V114H143L144 115ZM148 113V112H147ZM146 113V114H147ZM17 114V113H16ZM64 114V113H63ZM91 114V115H92ZM139 115H141L140 113H138ZM153 113L151 112V115H152ZM156 114V113H155ZM18 115V114H17ZM16 115V116H17ZM44 115V114H43ZM47 115H48V112H47ZM50 115V114H49ZM111 115H112V117L113 116H115V121L113 122V121H111L112 120V118L110 119V117H111ZM150 115V114H149ZM149 115H148V117L147 118H149ZM60 116V115H59ZM137 117V115H134L133 117ZM142 116V115H141ZM145 116H147V115H145ZM6 117V118H7ZM47 117V116H46ZM92 117H94V116H91V118L90 119H92ZM139 117V116H138ZM137 117V118H138ZM143 117V116H142ZM162 117H164V116H161V118ZM5 118V119H6ZM15 118V117H14ZM64 118V117H63ZM140 118V117H139ZM138 118V119H139ZM144 118V117H143ZM154 118H157V117H154ZM158 118H160V117H158ZM19 119V118H18ZM114 119V118H113ZM136 119V118H135ZM153 119V118H152ZM164 119H165V117H164ZM163 119V120H164ZM178 119V118H177ZM11 120V119H10ZM130 120H132L133 121V119H130ZM144 120H146V119H144ZM160 120V119H159ZM162 120V119H161ZM159 121V122H162V121ZM2 121V120H1ZM89 121V120H88ZM136 121V120H135ZM134 121V122H135ZM156 120H154V122H155ZM3 122H5V121H3ZM67 122V121H66ZM92 121H91V123L90 124H92V125H94V123H93ZM131 122V121H130ZM137 122V121H136ZM142 122H144L143 120H142ZM154 122H153V124H154ZM175 122H177V120L175 121ZM155 123H157V122H155ZM167 123V122H166ZM165 123V125H167ZM194 123V122H193ZM197 123V122H196ZM204 123V122H203ZM0 124H2V122L0 123ZM68 124V123H67ZM121 124V123H120ZM128 124H129V122H128ZM150 123H148L147 124V126L149 125ZM163 124H164V121H163ZM199 124H202V123H199ZM96 125V124H95ZM159 125V124H158ZM203 125V124H202ZM202 125H199V127L200 126H202ZM205 125H207V123H205ZM4 126V125H3ZM121 126H123L122 124H121ZM192 126V125H191ZM190 126V127H191ZM195 126L196 125H193L192 126V128L194 127L195 128ZM204 126V125H203ZM203 126H202V128H203ZM208 126V125H207ZM206 126V127H207ZM213 126V125H212ZM6 127V126H5ZM150 127H154V126H150ZM158 127V126H157ZM172 127L173 126H171L170 128L172 129ZM197 127V126H196ZM215 127V126H214ZM214 127H210L209 126V128H205V129H212V131L213 130H215V128ZM124 128V129H123ZM159 128V127H158ZM161 128V127H160ZM9 129V128H8ZM66 129H67V131H66ZM139 129H141L140 127H139ZM146 129V128H145ZM151 129V128H150ZM165 130H166V128H164ZM171 129H168L169 131L171 130ZM188 129H191V128H189L188 127ZM204 129V128H203ZM220 129V128H219ZM218 129V130H219ZM137 130V129H136ZM164 130V131H165ZM187 130V129H186ZM198 130V129H197ZM210 130H209V133H210ZM217 130V131H218ZM92 131V130H91ZM154 131H156V133H157V128H156V130L154 129ZM153 131V132H154ZM167 131V130H166ZM174 131V130H173ZM183 131L185 132V130L183 129ZM205 131H207V130H205ZM140 132V131H139ZM144 132H145V130H144ZM151 132V131H150ZM160 132H163L162 130L160 131ZM160 132H159V134L158 135H160ZM171 132V131H170ZM193 132H196V131H192V133ZM203 132V131H202ZM215 132V131H214ZM132 133V132H131ZM130 133V134H131ZM141 133H143V130H142V132ZM141 133H139V135L140 136H142L141 135ZM165 133V132H164ZM168 133V132H167ZM167 133H165V135L164 136H166V134ZM198 133H200V132H198L197 131V134ZM122 134V133H121ZM133 134H135L134 132H133ZM137 134V133H136ZM154 133H152V135H153ZM202 134V133H201ZM208 134V133H207ZM206 134V135H207ZM215 134V133H214ZM139 135H137V136H139ZM148 135H149V133H148ZM147 135V136H148ZM152 135H150V137H152ZM156 135V134H155ZM203 135V134H202ZM204 135H205V133H204ZM211 134H209V136H210ZM145 136V135H144ZM154 136V135H153ZM161 136V135H160ZM168 136V135H167ZM166 136V137H167ZM171 135H169V137H170ZM173 136V135H172ZM212 136V135H211ZM215 136V135H214ZM213 136V137H214ZM131 137H132V135H131ZM135 137V136H134ZM166 137H163L164 138V141H166ZM168 137V138H169ZM195 137V136H194ZM198 137H202L201 135H199ZM68 138H72V140H69ZM114 138H116V140L113 142L112 141V139H114ZM130 138V137H129ZM141 138V137H140ZM144 139L146 138V137H143ZM158 138V137H157ZM161 138V137H160ZM182 139L183 138H186L185 137V135H182V137H181ZM180 138V139H181ZM212 138V137H211ZM210 138V142H212L211 140L213 139H211ZM214 138H216V137H214ZM109 139V140H108ZM136 139H139V137H137ZM136 139H135V141H134V143L136 142ZM155 139V138H154ZM201 139V138H200ZM203 139H204V137H203ZM206 139H207V137H206ZM80 140V139H79ZM82 140V139H81ZM157 140V139H156ZM155 140V141H156ZM158 140H159V138H158ZM161 140V139H160ZM168 140V139H167ZM127 141V140H126ZM133 141H129V142H133ZM138 141V140H137ZM163 141V142H164ZM196 141H198V140H196ZM209 141V140H208ZM207 141V142H208ZM215 140H213V142H214ZM128 141L126 142V143H128V144H132V143H129ZM139 142V141H138ZM160 142V141H159ZM180 142H182L181 140H180ZM186 142V141H185ZM188 142V141H187ZM194 142H195V140H194ZM97 143V144H98ZM101 143V144H102ZM125 143V144H126ZM155 143V142H154ZM156 143H158L157 141H156ZM165 143V142H164ZM164 143H163V145H162V147L163 146H165L164 145ZM168 143H169V141H168ZM183 143V142H182ZM182 143H181V145H182ZM71 144V145H70ZM136 144V143H135ZM161 144V143H160ZM188 144V143H187ZM44 145V147H46L45 146V144H43ZM42 145V146H43ZM47 145H49V144H47ZM152 145H153V142H152ZM159 145V144H158ZM170 145V144H169ZM168 144H167V146H169ZM180 144L178 143V146H179ZM195 145H196V142H195ZM195 145H193L192 144V146H195ZM41 146V145H40ZM98 146V145H97ZM99 146H101V145H99ZM136 146V145H135ZM154 146V148H155V145H153ZM160 147H161V145H159ZM166 146V147H167ZM191 146V147H192ZM37 147H39V146H37ZM181 147V146H180ZM184 147V146H183ZM188 147H189V144H188ZM48 148V147H47ZM159 148V147H158ZM169 148V147H168ZM185 148H186V145H185ZM195 148V147H194ZM133 149H136V148H133ZM132 149V150H133ZM163 149V151H164V147L162 148ZM165 149H167V148H165ZM191 149V148H190ZM38 150V149H37ZM45 150V149H44ZM153 150V149H152ZM161 150V149H160ZM32 151V152H31ZM56 151H58V152H56ZM134 151H136V150H134ZM156 151V150H155ZM37 153L39 152V151H36ZM36 152H35V154H36ZM43 152H45V151H43ZM42 152V153H43ZM117 152H119V151H117ZM154 152V151H153ZM160 152H162V151H160ZM192 152V151H191ZM195 152V151H194ZM199 152V151H198ZM201 152H203V151H201ZM40 153V152H39ZM55 153H58L59 154V156H57L61 161H62V163H60L58 160V158H56V157H54V156H52L53 154H55ZM133 153V152H132ZM207 153H209V152H207ZM134 154V153H133ZM158 154V153H157ZM161 154H163V153H161ZM205 154H206V151H205ZM40 155V154H39ZM45 155V154H44ZM86 155H89V156H87V157H85ZM136 155V154H135ZM135 155H133V156H135ZM150 155V154H149ZM152 155V154H151ZM193 155V154H192ZM195 155V154H194ZM193 155V156H194ZM209 155V154H208ZM41 156H42V154H41ZM40 156V157H41ZM129 156V155H128ZM132 156V155H131ZM154 156L155 155H153V158H154ZM163 156V155H162ZM190 156V155H189ZM17 157V156H16ZM47 157V156H46ZM49 157V156H48ZM94 157V158H93ZM122 157H123V155H122ZM130 157V156H129ZM129 157L127 158V157H125V158H127V159H129ZM138 157V156H137ZM150 157V156H149ZM148 157V158H149ZM152 157V156H151ZM160 157V156H159ZM158 157V158H159ZM215 157V156H214ZM213 157V158H214ZM5 158H8L9 159V164H7L6 165V160H5ZM18 158V157H17ZM22 158V157H21ZM30 158H31V156H30ZM136 158V157H135ZM139 158V157H138ZM157 157H155L153 160H155ZM158 158L156 159V160H158ZM193 158V157H192ZM191 158V159H192ZM213 158H212V161H213ZM215 158H218V156H216ZM231 158V157H230ZM133 159H134V157H133ZM160 159V158H159ZM208 159V158H207ZM226 159V158H225ZM48 160V159H47ZM58 162H57V161ZM135 160V159H134ZM138 160V159H137ZM153 160H151V161H153ZM208 160H210V158L208 159ZM216 160V159H215ZM226 160H228V159H226ZM226 160H225V162H226ZM231 160V159H230ZM49 161V160H48ZM56 161V162H55ZM147 161H148V159H147ZM146 161V162H147ZM160 161H162V159L160 160ZM211 161V160H210ZM222 161H223V159H222ZM25 162V161H24ZM24 162H22V163H24ZM29 162V161H28ZM27 162V163H28ZM36 162V161H35ZM139 162V163H138ZM138 162H136L135 161V163H138V164H135V165H137L136 166V168L138 169V172H139V170H140V168H138L139 166V164H140V160L138 161ZM213 162H215V161H213ZM218 163H219V165L221 164L219 161H217ZM224 162V163H225ZM228 162V161H227ZM21 163V162H20ZM20 163H18V164H20ZM33 163H34V161H33ZM121 163V165H119ZM129 163V162H128ZM148 163V162H147ZM152 163V162H151ZM150 163V165H152ZM158 163H162V162H158ZM216 163V162H215ZM218 163H217V165H218ZM228 163H230V161L228 162ZM26 164V163H25ZM36 164V163H35ZM73 164H79V165H73ZM99 164V165H98ZM153 164H155V166L157 167V164L156 163H153ZM225 164H227V163H225ZM224 164V165H225ZM9 165V167H11ZM21 165H23V164H21ZM82 166V168H81V166ZM83 165L84 166H87L88 167V165H90L91 167H90V171L88 172V170H84L85 168H83ZM128 165V164H127ZM149 165V164H148ZM24 166V165H23ZM29 166V170H33V164L30 162L26 167H28ZM35 166V165H34ZM142 166H144V164H142ZM145 166H147V165H145ZM158 166H160V165H158ZM225 166H227V165H225ZM135 167V166H134ZM133 167V168H134ZM141 167V166H140ZM208 167H210V166H207V168L206 169H210V168H208ZM221 167H222V165H221ZM21 168V167H20ZM35 168V167H34ZM38 168V167H37ZM141 168H143V167H141ZM151 168H153V167H151ZM224 168V167H223ZM9 169V168H8ZM8 169H6V170H8ZM36 169V168H35ZM39 169V168H38ZM63 169V170H62ZM150 169V168H149ZM158 169V168H157ZM6 170H5V172H6ZM14 171V170H16L15 172H17L16 174H19L21 171L19 170V167H17V163H16V169L15 168H11L10 170H8V172L10 171V174H11V171ZM65 170V171H64ZM142 170V169H141ZM155 170V169H154ZM221 170H223V169H221ZM225 170V169H224ZM20 171V172H19ZM28 171V170H27ZM148 171V170H147ZM151 171V170H150ZM14 172V173H15ZM37 172V171H36ZM36 172H34L33 171V173H36ZM39 172V171H38ZM42 172V171H41ZM45 172V171H44ZM65 173L66 175L65 176H62L63 174H61V173ZM132 172H134V170L132 171ZM135 172H137V171H135ZM138 172H137V174H138ZM144 172V171H143ZM193 172H195V171H193ZM197 172V171H196ZM220 172H223V171H220ZM3 173V172H2ZM28 173H29V171H28ZM32 173V172H31ZM30 173V174H31ZM32 173V174H33ZM43 173V172H42ZM41 173V174H42ZM142 173V172H141ZM145 173V172H144ZM144 173H143V175H144ZM154 173H155V171H154ZM158 173V172H157ZM22 174V173H21ZM20 174V175H21ZM40 174V175H41ZM93 175L94 176V178H97V179H99V178H101V179H104V180H108L109 181V183L111 182H113L114 184H113V186H115V187H112V188H106V189H104L103 187V191H101V192H99L100 191V188L99 189H96L95 187V189H93L92 190V188H93V185L91 186V183L88 185V184H86V182H87V179L89 178V177H91L90 175ZM134 174V173H133ZM146 174H147V172H146ZM3 175V174H2ZM5 175V174H4ZM3 175V176H4ZM8 174H6V176H7ZM14 175V174H13ZM35 175V174H34ZM37 175V174H36ZM43 176H45L46 174H42ZM48 175V174H47ZM140 175V174H139ZM139 175H138V177H139ZM143 175L141 176L142 178H143ZM151 175H152V172H151ZM151 175H150V177H151ZM155 175H156V173H155ZM154 175V176H155ZM92 176V177H93ZM128 177V178H126V181L127 182H125V183H123V180H125V177ZM131 176H133V175H131ZM135 176V175H134ZM156 176H158V175H156ZM11 177V178H10ZM9 178L12 180V176H10ZM14 177V176H13ZM48 177V176H47ZM187 177H190V176H187ZM194 177V176H193ZM6 178V177H5ZM20 178V177H19ZM23 178H24V176H23ZM32 178V177H31ZM153 178V177H152ZM157 178V177H156ZM156 178H154V179H156ZM7 179V178H6ZM17 179V178H16ZM25 179V178H24ZM36 179V178H35ZM93 179V178H92ZM163 179H165V178H163ZM189 179V178H188ZM1 180V179H0ZM30 180V179H29ZM148 180V179H147ZM158 180V179H157ZM5 181H7V180H5ZM14 181V179L12 180V181H10L11 183ZM24 181V180H23ZM36 181H39V180H36ZM89 181H91V180H89ZM88 181V182H89ZM146 181V180H145ZM160 181V180H159ZM166 181H167V178H166ZM193 181V180H192ZM1 182V181H0ZM15 182V181H14ZM83 182L86 184V185H83ZM95 182H96V180H95ZM94 182V183H95ZM104 181H102V185L104 186L105 185V182L103 183ZM151 182V181H150ZM164 182V181H163ZM9 183V182H8ZM97 183V182H96ZM98 183H99V181H98ZM111 183H110V185H111ZM156 183H157V181H156ZM5 184V183H4ZM101 184V183H100ZM107 184V183H106ZM158 184V183H157ZM5 185H7V184H5ZM4 185V186H5ZM82 185L84 186V188H81L82 187ZM123 185V186H122ZM131 185H132V182H131ZM161 185V184H160ZM40 186V185H39ZM99 186V185H98ZM107 186V185H106ZM105 186V187H106ZM158 186V185H157ZM163 187H164V185H162ZM1 187H3V183H2V186ZM87 187L90 189V191L89 192H87V190L85 191V189H87ZM97 187V186H96ZM6 188V187H5ZM1 189V188H0ZM4 189V188H3ZM144 189L146 190V191H144ZM221 189H226V187H224V188H221ZM220 189V190H221ZM5 190V189H4ZM42 190V191H41ZM157 190V189H156ZM8 191V190H7ZM105 191V194H106V196H104V195H101V193L102 192H104ZM221 191H223V190H221ZM225 191H227V190H225ZM2 192H3V190H2ZM159 192V191H158ZM228 194H226V192H222L223 193V195H225V197H227L226 199L227 200H229V201H231V203L232 204H237L238 202L237 201H239V200H235V199H233V197L231 198V196H232V194H229L230 192H229V189H228ZM39 193H41V195L44 197V199L45 200H42L41 201V199H40V201L38 202V203H35L34 202V200L31 202V200L32 199H30L32 196V198L34 199V197L36 196V195H38ZM232 193V192H231ZM7 194V193H6ZM155 194V193H154ZM201 196L203 195V194H200ZM230 197H229V196ZM38 196H40V194L38 195ZM151 196V195H150ZM154 196V195H153ZM158 196V195H157ZM234 196V195H233ZM146 197H148V198H146ZM94 198H96V200L95 201H97V199H99V201H101L102 202V205L101 206H105L106 207V210H100L99 208L98 209H94L93 210V204H91V202L93 203V201H94ZM144 198H146V199H144ZM154 198V197H153ZM4 199V198H3ZM36 201V200H35ZM95 201H94V203H95ZM160 201H161V199H160ZM159 201V202H160ZM169 202H170V200H168ZM98 202V201H97ZM101 202L100 203H97V204H101ZM157 202V201H156ZM164 202V201H163ZM147 203H148V205H147ZM211 203V202H210ZM2 204V203H1ZM34 204H36L35 206H34ZM214 204V203H213ZM43 205V206H42ZM57 206V205H59L58 207H54V206ZM173 205V204H172ZM0 206H2V205H0ZM72 206H74V207H72ZM101 206H99V207H101ZM174 206V205H173ZM172 206V207H173ZM211 206V205H210ZM209 206V207H210ZM214 206V205H213ZM147 207V208H146ZM176 207V206H175ZM212 207V206H211ZM2 208H3V210H5L7 207L6 206H2ZM74 208H76V209H74ZM178 209H179V207H177ZM181 208V207H180ZM27 209V208H26ZM44 209H42V210H44ZM78 210V212H81L82 213V215H81V217H80V215L78 214V212H73L74 210ZM176 209V208H175ZM214 209H215V207H214ZM38 210H39V208H38ZM113 210H115V211H113ZM180 210V209H179ZM26 210H24V212H25ZM40 211V210H39ZM182 211V213H183V210H181ZM181 211H179V213H181ZM29 212H26V213H29ZM37 212V211H36ZM177 212V211H176ZM38 213H41V211L40 212H38ZM98 213H101L102 215V217H99L100 216V214H99V216H98ZM174 213H175V211H174ZM178 213V214H179ZM25 214V213H24ZM188 214H190V213H188ZM215 214V213H214ZM213 214V215H214ZM22 215V214H21ZM39 215V214H38ZM183 216H184V214H182ZM210 215H211V213H210ZM212 215V216H213ZM13 216V215H12ZM28 216V215H27ZM35 216V215H34ZM25 217V216H24ZM30 217V216H29ZM58 217H61V219L60 218H58ZM179 217V216H178ZM180 217H181V215H180ZM186 217V216H185ZM1 218H5L6 219V217H1ZM8 218V217H7ZM13 219H14V216L12 217ZM26 218V217H25ZM33 218V217H32ZM80 218V219H79ZM20 219H21V217H20ZM182 219H183V221H182ZM195 219V218H194ZM1 220V219H0ZM7 220V219H6ZM10 220H12V219H10ZM61 220V221H60ZM79 220H82V221H79ZM103 221V223H104V225H105V229H104V231H105V233L104 232H102L104 235L103 236H100L99 234H97V237L98 238H100L101 240H99V241H102L103 243L102 244H104V246L101 248V246H99V243H96L95 242V237H94V235L93 236H91V235H88V234H90V233H88L89 231L90 232H92L91 230H89V231H86V229L87 228H85V230H82L83 231V233H82V235H85L86 237H84V238H86L85 240V242L83 243V242H78V245H75V244H71V243H69V241H67V239L68 238H70V237H68L67 239H66V235L68 234H65L66 233V230L67 229H69V228H72L73 227V225H75V223H77L78 221L79 222H81V227H82V225L84 224H86L87 226H88V229L90 228L91 229V227L90 226H95V224H99L100 223V221ZM192 220H193V218H192ZM211 220V219H210ZM4 221V220H3ZM47 221H49V220H47ZM199 221V220H198ZM207 221H209V220H207ZM217 221V220H216ZM196 222V221H195ZM201 221H199V223H200ZM204 222H206V220H204ZM214 222H215V220H214ZM219 222V221H218ZM50 223V222H49ZM83 223V224H82ZM102 223V222H101ZM100 223V224H101ZM199 223H197V227L199 226V225H201V224H199ZM211 223V222H210ZM209 223V224H210ZM223 223V222H222ZM6 224V223H5ZM80 224V223H79ZM88 224H91V225H88ZM195 224V223H194ZM199 224V225H198ZM207 224V223H206ZM213 224V223H212ZM217 226H218V223H215ZM224 224V223H223ZM16 225V224H15ZM78 225V224H77ZM76 225V226H77ZM83 225V226H84ZM85 225V226H86ZM204 225V224H203ZM10 226V225H9ZM75 226V227H76ZM80 226V225H79ZM84 226V227H85ZM86 226V227H87ZM100 226H102V224L101 225H99V227ZM195 225H194V227H196ZM206 226V225H205ZM204 226V227H205ZM208 226V225H207ZM213 226L214 225H212V229H213ZM220 226V225H219ZM13 227H14V225H13ZM16 227V226H15ZM19 227H21L20 225H19ZM201 228L203 227V226H200ZM196 228V230H198V231H200V229L201 228ZM222 227V226H221ZM94 228V227H93ZM96 228V227H95ZM98 228V227H97ZM97 228L95 229L96 231H97ZM104 228V227H103ZM215 228V227H214ZM222 228H225L224 226L222 227ZM76 229V228H75ZM82 229V228H81ZM84 229V228H83ZM87 229V230H88ZM207 229H208V227H207ZM216 229H218L217 227L215 228V230ZM226 230H227V228H225ZM70 230V229H69ZM73 231H74V227H73V229H72ZM71 230V231H72ZM206 230V229H205ZM204 230V228H203V230L201 231V232H203V231H205ZM214 230V231H215ZM221 230V229H220ZM222 230H224V229H222ZM73 231H72V233H73ZM77 231V230H76ZM81 231V232H82ZM193 231H194V228H193ZM219 231V230H218ZM1 232H3V231H1ZM65 232V233H64ZM68 232V231H67ZM99 232V231H98ZM191 232L192 231H190V234H191ZM196 232V231H195ZM194 232V233H195ZM210 232V231H209ZM220 232V231H219ZM223 232V231H222ZM33 233V232H32ZM71 233V234H72ZM74 233H75V231H74ZM77 233V232H76ZM75 233V234H76ZM80 233V232H79ZM88 233V234H87ZM95 233V232H94ZM199 233V232H198ZM205 233V232H204ZM204 233H202V236L203 237H205L204 236ZM210 233H212V236H211V234H209L210 235V237H209V235L207 236V238L206 239H213L212 237H213V235L214 234H216L217 233V231H216V233L215 232H212V230H211V232ZM214 233V234H213ZM105 234H107V237H105ZM197 234V233H196ZM201 234V233H200ZM17 235H18V233H17ZM82 235H80V236H82ZM100 237H99V236ZM102 235V234H101ZM219 235V234H218ZM217 234L215 235V239H213V240H217L216 239V236H218ZM71 236V235H70ZM75 236V235H74ZM79 236V235H78ZM196 238H198L197 237V235H194ZM198 236H199V234H198ZM31 237H33V236H31ZM190 237V236H189ZM81 238V237H80ZM97 238V239H98ZM193 238V237H192ZM218 239H219V236L217 237ZM35 239V238H34ZM34 239H33V241H34ZM205 239V238H204ZM205 239V240H206ZM38 240H39V242H38ZM186 240V241H185ZM188 240H189V238H188ZM192 240V239H191ZM191 240H190V246H191ZM185 241V242H184ZM199 241V240H198ZM201 241V243H202V240H200ZM207 241V240H206ZM218 241V240H217ZM196 242V241H195ZM205 242V241H204ZM203 242V243H204ZM213 242V241H212ZM52 243V244H51ZM192 243H194V241L192 242ZM207 243V242H206ZM209 243V242H208ZM16 244V243H15ZM50 244H51V246H50ZM101 244V243H100ZM213 244V243H212ZM216 244V243H215ZM214 244V245H215ZM17 245V244H16ZM186 245H188V244H186ZM188 245V246H189ZM193 245V244H192ZM206 245H210V243L209 244H206ZM214 245H212V246H214ZM217 245V244H216ZM184 246V245H183ZM195 246V245H194ZM200 246V245H199ZM198 246V247H199ZM205 245H203V248H205L204 247ZM211 245H210V248L212 247ZM117 247H118V249H119V251H117ZM201 247V246H200ZM215 247V246H214ZM213 247V248H214ZM217 247V246H216ZM184 248V247H183ZM203 248H200V249H202L203 250ZM209 248V247H208ZM213 248H211L212 250H213ZM194 249V248H193ZM198 249V248H197ZM202 250L200 251L201 253H202ZM212 250H210L211 252H212ZM189 251V250H188ZM198 251H199V249H198ZM198 251L195 253L197 256H199L198 254ZM209 251V250H208ZM113 252H116V256L115 257H113ZM195 252V251H194ZM194 252H192V253H194ZM188 253V252H187ZM187 253H185L184 255L185 256H188L189 257V255H186ZM191 253V252H190ZM204 253H207V252H204ZM204 253H203V255H204ZM210 253V252H209ZM212 254V253H211ZM184 255H182V257L184 256ZM191 255V254H190ZM193 255V254H192ZM209 254H207V256H208ZM206 256V255H205ZM67 257V256H66ZM65 257V258H66ZM181 257V256H180ZM202 257V256H201ZM33 258V259H32ZM65 258H63L64 259V261L66 260ZM175 258H178V257H175ZM192 258V257H191ZM195 258V257H194ZM205 258V257H204ZM211 258V257H210ZM256 258V257H255ZM255 258H253V259H255ZM190 259V258H189ZM188 259V260H189ZM198 259L200 260V258L198 257ZM70 260V259H69ZM169 260V261H170ZM195 260H197V259H195ZM199 260H198V262H199ZM202 260V259H201ZM207 260H208V257H207ZM172 261V260H171ZM171 261H170V263H171ZM191 261H193V260H191ZM251 261V260H250ZM257 261H259V262H257V263H259V264H264V254L263 255H261V256H258V258H257ZM70 262V261H69ZM175 262H176V260H175ZM190 262V261H189ZM197 262V263H198ZM204 262H206L205 260H204ZM252 262V261H251ZM11 263V262H10ZM64 263V262H63ZM169 263V264H170ZM172 263H174V262H172ZM178 263V262H177ZM203 262H201V264H202ZM210 263V262H209ZM256 263V262H255ZM12 264V263H11ZM176 264V263H175ZM179 264V263H178ZM182 264V263H181ZM185 264H186V262H185ZM190 264V263H189ZM193 264V263H192ZM199 264V263H198ZM204 264V263H203Z\"/></svg>",
  "mask_w": 264,
  "mask_h": 264
},
{
  "label": "snow or ice",
  "instance_id": "6c2138e0",
  "mask_svg": "<svg viewBox=\"0 0 264 264\" xmlns=\"http://www.w3.org/2000/svg\"><path fill=\"white\" fill-rule=\"evenodd\" d=\"M248 2L251 3L252 0H248ZM234 3H235V0H234ZM259 4L261 5V8L258 9V11H260L261 14L264 15V0H259ZM21 11H23V10L21 9ZM172 23H174V24H180V23H182V21H180V20H173ZM0 27H2V25H0ZM29 38H31V37H29ZM128 47H129V51L131 52L132 45H129ZM30 54L35 55L34 53H30ZM0 59H2V58H0ZM261 59L264 60V57H261ZM108 63L111 64L112 62L109 61ZM100 67H103V65H100ZM192 71H193V69L189 68V72H192ZM261 71L264 72V68H262ZM128 75L131 76V73H128ZM66 79H67L69 85H72V84L75 83V81H73L71 79V74ZM92 79L95 80L96 79V76L93 75L92 76ZM84 82H85L84 81V77H80V83L83 84ZM108 83L111 84V83H113V81L112 80H109ZM54 87H55V85H53V88ZM205 87H207V85H205ZM232 87H234V85H232V84H226L225 85V88L227 90H231ZM235 87H238V85H236ZM137 91H139V89H137ZM261 91L264 92V87H262ZM76 92H79L81 94L87 95L88 92H89V89H87V88H79V89H76L75 91H73V90H69L68 87L65 88V93H64V104H65L64 120L67 121V123L69 124V126H71V120L69 118V113L67 111V106L70 105L71 103H73L74 97L76 95ZM12 95L14 96L15 93H13ZM108 95L111 96L112 93H108ZM27 96L28 97H31L32 96V93L29 92L27 94ZM203 99L204 98H202V100ZM188 100H189V103L192 102L190 97H188ZM49 103H51V100L49 101ZM215 107H216V105H213V108L214 109H215ZM83 110H84L83 102H81V111H83ZM234 110H235V108H234ZM261 115L264 116V112H261ZM245 126L246 127H250V125H248L247 123L245 124ZM88 127L90 129H92L91 132H86L85 137H76L78 140L79 139H83L84 144H85V152L86 153L89 151V149H95L97 147V140H96V138H98L99 135H100L98 132L95 131V125L89 124ZM261 127L264 128V121H261ZM66 131H67V129H66ZM69 134L74 136L75 135V129H72V131ZM252 139H256V137H252ZM260 139H264V134L261 135ZM245 140H248V136H245ZM102 142L103 141H101V143ZM259 149H260V156L261 157H264V143H261L259 145ZM248 154L251 155V145H249ZM41 159H43V158L41 157ZM117 251H119L118 247H117ZM112 255H113V257H115L116 256V252H113ZM116 264H122V262L119 261V260H117L116 261Z\"/></svg>",
  "mask_w": 264,
  "mask_h": 264
},
{
  "label": "trees",
  "instance_id": "16d2710c",
  "mask_svg": "<svg viewBox=\"0 0 264 264\" xmlns=\"http://www.w3.org/2000/svg\"><path fill=\"white\" fill-rule=\"evenodd\" d=\"M250 88H251V86H250Z\"/></svg>",
  "mask_w": 264,
  "mask_h": 264
}]
</instances>
